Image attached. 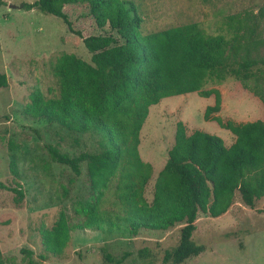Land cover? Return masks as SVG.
Instances as JSON below:
<instances>
[{
    "label": "rangeland",
    "instance_id": "rangeland-1",
    "mask_svg": "<svg viewBox=\"0 0 264 264\" xmlns=\"http://www.w3.org/2000/svg\"><path fill=\"white\" fill-rule=\"evenodd\" d=\"M37 0H0V259L3 264H115L104 260V254L121 264H163L166 251L175 249L180 240V226L168 231L140 230L135 237L114 232L111 236L94 230H76L83 218L76 208L93 194L87 176V165L81 163V174L53 162L46 146L62 153H98L99 136L72 134L45 121L32 120L23 114L30 95L40 91L45 100L59 97L56 76L57 60L73 54L90 63L91 54L82 38L102 34L85 5H67L74 32L57 17L36 9L24 10L23 4ZM131 3L142 19L138 32L154 33L175 26L196 23L206 36L222 35L227 43L229 61L245 58L264 59V0H124ZM235 40H237L235 42ZM237 49L233 54V48ZM241 82L227 77L209 82L206 90L216 89L221 109L213 116L223 122L244 124L264 120V73ZM214 105V96L202 98L197 93L162 99L149 108L139 135L138 152L152 167L145 196L151 200L153 184L167 161L174 142L177 123L187 134L198 130L221 138L226 146L233 136L215 121H205L204 111ZM15 159L17 172H11ZM12 189L20 190L19 195ZM111 184L98 201L101 214L122 215ZM229 211L211 218L199 213L192 240L205 250L181 264H264V198L253 209L244 206L239 196ZM63 221L70 239L59 256L45 252L42 234ZM141 251L145 254L141 255Z\"/></svg>",
    "mask_w": 264,
    "mask_h": 264
},
{
    "label": "trees",
    "instance_id": "trees-1",
    "mask_svg": "<svg viewBox=\"0 0 264 264\" xmlns=\"http://www.w3.org/2000/svg\"><path fill=\"white\" fill-rule=\"evenodd\" d=\"M77 4L86 6L102 32L82 38L91 54L90 63L63 54L56 66L59 97L47 101L40 91H34L23 114L72 134L99 136L98 153L70 156L46 146L50 159L76 177L81 174V163L87 165L94 198L76 208L83 218L76 230L108 236L116 231L135 237L140 230L168 231L180 226L179 244L165 252L163 264H181L205 250L192 240L199 213L218 218L236 203L237 195L251 209L264 198V120L236 124L212 117L221 109V96L216 89H205L209 82L227 77L250 89L247 81L264 73V59L230 62L224 37L206 36L196 23L140 34L142 19L124 0H37L22 7L57 17L80 36L63 12L65 6ZM236 52L234 47L233 54ZM5 84L0 75V87ZM189 93L214 96V105L205 108L204 119L215 121L234 141L227 147L216 135L198 130L187 134L185 126L177 123L173 145L148 201L145 189L152 167L138 152L140 130L151 106ZM254 94L264 104V97ZM10 168L18 174L14 158ZM111 184L122 215L99 212L98 201ZM11 191L22 195L20 190ZM70 231L63 221L45 230L41 239L45 252L59 256L69 242ZM127 256L115 259L104 254L103 258L121 264Z\"/></svg>",
    "mask_w": 264,
    "mask_h": 264
},
{
    "label": "crops",
    "instance_id": "crops-1",
    "mask_svg": "<svg viewBox=\"0 0 264 264\" xmlns=\"http://www.w3.org/2000/svg\"><path fill=\"white\" fill-rule=\"evenodd\" d=\"M230 134H231V133H230ZM233 138H234V137H233ZM233 141H234V140H233ZM232 143H233V142H232ZM232 143H231V144H232ZM227 147H229V146H227ZM230 209H231V208H230ZM228 211H229V210H228Z\"/></svg>",
    "mask_w": 264,
    "mask_h": 264
}]
</instances>
